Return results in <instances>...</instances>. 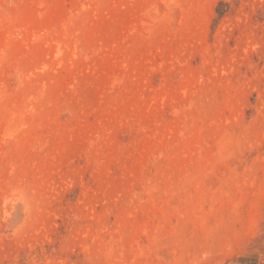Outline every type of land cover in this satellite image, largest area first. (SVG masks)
Returning a JSON list of instances; mask_svg holds the SVG:
<instances>
[{"label":"rangeland","instance_id":"obj_1","mask_svg":"<svg viewBox=\"0 0 264 264\" xmlns=\"http://www.w3.org/2000/svg\"><path fill=\"white\" fill-rule=\"evenodd\" d=\"M0 264H264V0H0Z\"/></svg>","mask_w":264,"mask_h":264}]
</instances>
